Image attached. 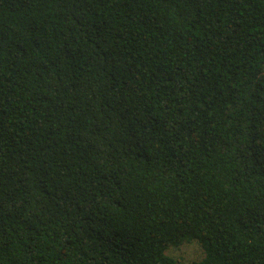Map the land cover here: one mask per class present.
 Segmentation results:
<instances>
[{"label": "trees", "instance_id": "trees-1", "mask_svg": "<svg viewBox=\"0 0 264 264\" xmlns=\"http://www.w3.org/2000/svg\"><path fill=\"white\" fill-rule=\"evenodd\" d=\"M264 264V0H0V264Z\"/></svg>", "mask_w": 264, "mask_h": 264}, {"label": "rangeland", "instance_id": "rangeland-1", "mask_svg": "<svg viewBox=\"0 0 264 264\" xmlns=\"http://www.w3.org/2000/svg\"><path fill=\"white\" fill-rule=\"evenodd\" d=\"M168 252L173 256L180 257L181 264H187L189 261L203 256L202 248L196 240L170 248Z\"/></svg>", "mask_w": 264, "mask_h": 264}]
</instances>
